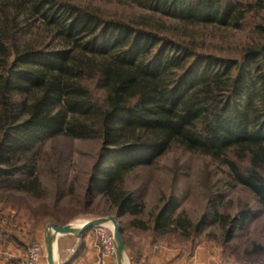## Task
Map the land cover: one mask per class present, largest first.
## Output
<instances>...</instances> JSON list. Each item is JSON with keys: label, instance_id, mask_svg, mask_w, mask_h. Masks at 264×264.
<instances>
[{"label": "trees", "instance_id": "1", "mask_svg": "<svg viewBox=\"0 0 264 264\" xmlns=\"http://www.w3.org/2000/svg\"><path fill=\"white\" fill-rule=\"evenodd\" d=\"M131 1L188 25L241 28L249 12L264 10V0ZM27 24L41 29L39 40L22 42L17 36ZM260 28L259 38L239 54L224 55L163 33L144 19L106 17L76 0H0V205L14 208V217L31 218L34 238L39 227L66 225L80 211L91 214L100 197L108 206L91 212L117 217L132 262L170 234L193 254L206 218L193 222L185 211L178 212L179 200L172 195L146 221L145 200L125 185L130 172L154 164L178 145L225 165L230 184L249 190L264 208ZM45 137L100 143L81 184L80 211L59 203L66 177L58 163L43 165ZM43 171L49 172L52 189L43 182ZM67 189L74 191V180ZM51 191L56 196L48 203ZM14 192L39 203L17 205L11 202ZM222 201V196L211 201V222L230 239L252 210L222 213L217 209ZM129 227L142 237L134 245L126 235ZM253 253L263 256L254 263L264 264V246L255 245Z\"/></svg>", "mask_w": 264, "mask_h": 264}, {"label": "rangeland", "instance_id": "2", "mask_svg": "<svg viewBox=\"0 0 264 264\" xmlns=\"http://www.w3.org/2000/svg\"><path fill=\"white\" fill-rule=\"evenodd\" d=\"M76 1L93 8L106 17L125 18L135 22L144 19L160 27L163 33L176 34L178 37L193 40L201 49L224 55L239 54L246 45L259 38L260 31H262L260 26L264 27V10H252L249 12L245 24L241 28H234L215 25H188L177 19L161 16L147 8H142L131 0L128 2ZM21 24L23 25V23ZM34 27L27 24L25 30L17 36L21 38L22 42L39 40L43 32ZM41 140L43 141L41 153L43 165L47 167L50 164L58 163L66 177L63 185L64 194L59 201L60 205L71 211H80L81 204L78 203V199L81 194V184L85 183L88 177L91 164L100 147L99 141L71 140L62 137H45ZM227 171L225 165L206 155L190 152L178 145H173L154 164L130 172L126 176L125 185L134 190L138 197L145 200L147 207L143 219L146 221L149 220L150 213L157 212L172 195H175L179 200L178 212L185 211L193 222H198L203 217L208 222L204 232L197 236L199 244L213 247L222 253L226 264H262L260 261L254 263L253 260L263 256L260 253L257 255L253 253V247L255 245L264 246V208L256 202L249 190L240 185H231ZM42 177L43 182L52 189L53 184L49 172L43 171ZM71 180H74L73 192L67 191V184ZM48 195L47 202H54L55 191H51ZM220 196L223 197V201L217 208L219 212L234 216L246 206L252 210L251 218L244 226L237 228L234 236L230 239L226 238L219 224L211 222L214 216L211 201L217 200ZM11 202L17 205L25 202L37 205L39 200L14 192ZM107 206V202L98 197L88 210L91 214H81L80 211L69 223L81 224L85 220L102 217L93 212ZM0 208V230L7 229L6 237L8 239L12 240L9 236L11 233L24 241L23 246L30 249L33 243L37 242L35 236L33 238L34 221L25 216L14 217L16 210L10 206L0 205ZM126 219L128 220L126 217L123 222ZM46 226H42V230L45 231ZM90 232L99 243L95 232ZM126 235L132 245L135 240L142 238L137 230L130 227ZM148 239V236L144 237L143 241L148 242ZM161 240L164 246L180 247L177 245L180 240L175 234H170ZM13 242L17 243L18 241ZM167 243L174 245H167Z\"/></svg>", "mask_w": 264, "mask_h": 264}, {"label": "crops", "instance_id": "3", "mask_svg": "<svg viewBox=\"0 0 264 264\" xmlns=\"http://www.w3.org/2000/svg\"><path fill=\"white\" fill-rule=\"evenodd\" d=\"M44 232V229L39 227L35 232V239L40 242L44 241ZM91 233H86L82 237L74 235L59 237L56 259L61 264H99V243ZM71 249H76V251L72 253ZM28 251L29 248L26 250L23 244H17L8 239L6 233L0 230V264H26ZM41 264H48L46 255ZM132 264H226V262L222 253L205 244H199L193 254H189L182 247L149 244L142 258Z\"/></svg>", "mask_w": 264, "mask_h": 264}, {"label": "water", "instance_id": "4", "mask_svg": "<svg viewBox=\"0 0 264 264\" xmlns=\"http://www.w3.org/2000/svg\"><path fill=\"white\" fill-rule=\"evenodd\" d=\"M109 225L113 227L114 239L117 245V264H132L127 246L122 234V225L114 214L85 220L81 224L70 222L59 226L56 223H49L44 234L45 255L48 264H61L56 259V246L59 237L74 235L81 237L89 229ZM67 264V263H63Z\"/></svg>", "mask_w": 264, "mask_h": 264}, {"label": "built area", "instance_id": "5", "mask_svg": "<svg viewBox=\"0 0 264 264\" xmlns=\"http://www.w3.org/2000/svg\"><path fill=\"white\" fill-rule=\"evenodd\" d=\"M99 241L100 261L99 264H117V245L114 239L113 227L103 225L94 229ZM76 249H71L74 253ZM45 256L44 242H34L27 254V264H41Z\"/></svg>", "mask_w": 264, "mask_h": 264}]
</instances>
